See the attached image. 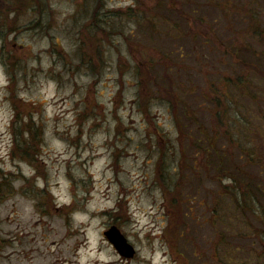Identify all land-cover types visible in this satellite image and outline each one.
<instances>
[{
	"label": "rangeland",
	"instance_id": "374dc122",
	"mask_svg": "<svg viewBox=\"0 0 264 264\" xmlns=\"http://www.w3.org/2000/svg\"><path fill=\"white\" fill-rule=\"evenodd\" d=\"M11 3L0 0V264H264V0ZM95 11L117 33L94 40ZM213 142L227 164L204 162ZM116 222L137 250L128 262L103 235Z\"/></svg>",
	"mask_w": 264,
	"mask_h": 264
},
{
	"label": "trees",
	"instance_id": "16d2710c",
	"mask_svg": "<svg viewBox=\"0 0 264 264\" xmlns=\"http://www.w3.org/2000/svg\"><path fill=\"white\" fill-rule=\"evenodd\" d=\"M41 3H42V0H13V3H11V5H10V7H11L10 13L16 14V13H18V10H25V9H28V8H32L33 10H35L36 9L35 7L39 6ZM170 12L172 13V10ZM125 16L135 17L137 19V23L138 24H145V21H144L145 18L144 17H141L139 15H134V14H126ZM249 16H250L249 19H250V28H251L250 31H252V34L256 36L257 33H258V31H259V29H260L259 28V24H258V14H256L255 12H253ZM113 17H114V15H110V17L103 19V18L100 17L99 13L97 11H95V15L93 16L92 22L89 24V27L92 25L93 21L94 22H98V18H100V19H102L104 21H101V22L97 23V29L95 30V32L91 36L94 40H96L98 38L97 37L98 33H100V35H104L105 38H107L109 35H113V34L117 33V32H115L113 30L114 29V25L112 24V20L114 19ZM115 18H118V17L116 16ZM150 20L151 19L147 18L146 22L149 24L150 23ZM163 20H165L168 24H170V25L173 26V24L171 23L172 18H169V16H167L166 14L163 16ZM174 26H177V23L176 22H174ZM152 28H154V23L152 24ZM92 43H94V42H92ZM81 48H83V47H81ZM245 51L249 52L248 50H245ZM98 55H99V58L102 60L101 52L98 53ZM255 58L260 62L258 64H263V66H264V62H262V60H261L262 57L261 56L255 55ZM258 64L255 63V65L259 68ZM153 68L154 67H152V69ZM150 70H151L150 68H147V71L146 72L148 73ZM137 73L140 76H144V71L143 70L138 69L137 70ZM152 75L155 76V74H152ZM255 76H260V71L255 70L253 68L252 70H249V72H246V74H243L242 75L243 81L241 80L242 79L241 77H237L236 80H235V83L239 86L241 83H243L245 80H247L249 78L254 79ZM261 76H264V72L261 74ZM154 80H155V78L152 77L151 81L154 82ZM262 81L264 82V80H262ZM262 85H264V84H262ZM231 130L234 131V129H231ZM34 134H35V131L31 135L32 136V138H31V140H32L31 141V144L34 143V137H33ZM208 141H210V140H208ZM215 144L216 143L213 142V143H210L205 148H203L202 153H204L203 154L204 155V162L208 163V161L213 157V159H215V158L218 159V163L221 162V161H223V164L222 165L227 164V161L225 159H227L229 157L222 156V154L220 152H218V157H215V156L212 155V152L214 150V148H212V147L215 146ZM24 146H27V143ZM217 150H218V148H217ZM214 152H216V151H214ZM205 158H206V160H205ZM211 162H214V161H211ZM233 176H234V174L233 173H230V174L225 175V178L235 180L236 178L233 177ZM183 179H184V175H181V183H180V185L182 183H184L185 180H183ZM173 184H174V182L167 183L165 186H162V190L165 193L166 197H167V194L166 193H168V195L170 197V203L171 204L174 202V203H177V204L179 203V205H180L182 203V200L183 199L180 198V193L178 192V188L172 189L173 188ZM231 186L233 188H240V184H235V182ZM251 187H253V184H252V182H249L248 186L245 189H242L243 190V193L245 192V193L248 194L249 192L247 190L250 189ZM257 187L258 186H256V188ZM223 188L227 189V191L230 194V196L234 195L235 192H237V190L230 191L226 186H223ZM174 195H177V197H174ZM171 196H172V198H171ZM233 201L235 203L233 205H236L237 207H240L241 206V204H239V201L240 200H239L238 195L236 196V198ZM184 202L187 203V202H190V200L187 199ZM212 212L214 213L213 210H212Z\"/></svg>",
	"mask_w": 264,
	"mask_h": 264
},
{
	"label": "water",
	"instance_id": "95a60500",
	"mask_svg": "<svg viewBox=\"0 0 264 264\" xmlns=\"http://www.w3.org/2000/svg\"><path fill=\"white\" fill-rule=\"evenodd\" d=\"M104 235L120 255L127 258H131L134 256L135 249L133 245L129 243L127 238L115 225L104 231Z\"/></svg>",
	"mask_w": 264,
	"mask_h": 264
},
{
	"label": "flooded vegetation",
	"instance_id": "af4514ba",
	"mask_svg": "<svg viewBox=\"0 0 264 264\" xmlns=\"http://www.w3.org/2000/svg\"><path fill=\"white\" fill-rule=\"evenodd\" d=\"M168 223H169V221H168ZM168 223H167V226H168ZM112 225H115L117 228H119L120 229V224L119 223H108V225H107V227H106V229H108L109 227H111ZM169 229V228H168ZM167 229V230H168ZM120 231H121V233H123V231L120 229ZM104 235V234H103ZM123 235L125 236V234L123 233ZM105 237V236H104ZM126 237V236H125ZM106 238V237H105ZM127 238V237H126ZM106 240H107V238H106ZM127 240H128V238H127ZM108 241V240H107ZM129 241V240H128ZM108 243H109V245L113 248V250L116 252V254L118 255V257L120 258L119 259V261L120 262H128V261H130V260H132V259H135L136 257H137V250H136V248H135V246H134V248H135V254H134V256L133 257H131V258H127V257H124V256H122V255H120L119 253H118V251L114 248V246L108 241Z\"/></svg>",
	"mask_w": 264,
	"mask_h": 264
}]
</instances>
